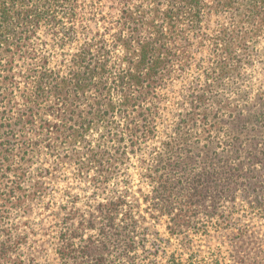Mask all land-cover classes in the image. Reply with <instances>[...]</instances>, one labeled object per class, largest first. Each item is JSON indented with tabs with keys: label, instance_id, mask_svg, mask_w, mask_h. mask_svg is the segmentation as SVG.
<instances>
[{
	"label": "trees",
	"instance_id": "1",
	"mask_svg": "<svg viewBox=\"0 0 264 264\" xmlns=\"http://www.w3.org/2000/svg\"><path fill=\"white\" fill-rule=\"evenodd\" d=\"M99 1L0 0V252L21 238L5 230L69 169L93 202L88 219L60 220L63 264H134L138 252H158L155 242L146 249L130 169L141 170L142 201L186 242L195 229L241 230V211L264 221V83L250 79L264 0H122L115 18ZM99 20L92 33L88 21ZM175 81L179 110L165 125ZM208 258L173 253L167 264Z\"/></svg>",
	"mask_w": 264,
	"mask_h": 264
},
{
	"label": "rangeland",
	"instance_id": "2",
	"mask_svg": "<svg viewBox=\"0 0 264 264\" xmlns=\"http://www.w3.org/2000/svg\"><path fill=\"white\" fill-rule=\"evenodd\" d=\"M121 1L100 0L99 10L103 16L115 18L119 14ZM97 17L99 19L100 16ZM88 23L92 33L97 29L102 31V27L105 26V23L100 20L97 24L94 21H88ZM257 47L263 54L256 58L257 63L251 69L250 79L254 87L264 83V41ZM195 57L196 62L208 58L205 52L195 54ZM181 87V83L175 81L166 90L169 98L163 104L164 111L161 113L165 125L170 123L169 119L179 110L173 103L178 99L174 95L175 91H182ZM130 163L133 165L132 168H138L141 165L135 158H132ZM129 173L133 179L131 200L137 202V211L142 218L139 219L140 225L148 228L146 235L149 233L148 238L151 241L146 244V249L154 253L156 251V247L152 248L154 242L159 247L157 253L149 256L145 252H138L134 264H167L171 254L179 253L183 258H187L191 252L198 253L200 256H209L206 264H264V221L260 217L253 213L238 212L234 217L236 227H242L241 230L239 228L217 230L208 228L207 232H204L202 228L195 229L188 232L191 236H188L189 242H186L182 235L171 236L166 229L167 218L149 209V205L142 201L141 193H145L146 188L140 176L141 170L130 169ZM47 182L53 189L50 195L33 205L29 214L15 218L14 222L18 226L15 232L5 230L4 239L9 235L15 237L19 233L21 238L18 244L9 243V247L3 253L0 252L2 256L0 264H63L55 252L56 233L60 228V220L72 218L71 221L77 224L83 220V217L88 219L87 213L92 211V208L88 206L93 202L89 199L92 189L89 185L77 181L72 169ZM108 190L100 191V197L95 201H103L102 197L110 195ZM64 193L71 196L68 198L71 203H66ZM156 232L158 234H155ZM84 233L86 238L90 234L89 231Z\"/></svg>",
	"mask_w": 264,
	"mask_h": 264
}]
</instances>
